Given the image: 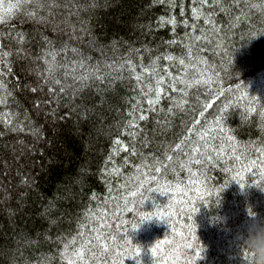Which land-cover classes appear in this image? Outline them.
Listing matches in <instances>:
<instances>
[{"label": "trees", "instance_id": "1", "mask_svg": "<svg viewBox=\"0 0 264 264\" xmlns=\"http://www.w3.org/2000/svg\"><path fill=\"white\" fill-rule=\"evenodd\" d=\"M249 210L264 0H20L0 22V264H244Z\"/></svg>", "mask_w": 264, "mask_h": 264}, {"label": "clouds", "instance_id": "2", "mask_svg": "<svg viewBox=\"0 0 264 264\" xmlns=\"http://www.w3.org/2000/svg\"><path fill=\"white\" fill-rule=\"evenodd\" d=\"M248 215L250 220L239 236L240 249L246 254L244 264H264V218H258L255 213Z\"/></svg>", "mask_w": 264, "mask_h": 264}, {"label": "snow or ice", "instance_id": "3", "mask_svg": "<svg viewBox=\"0 0 264 264\" xmlns=\"http://www.w3.org/2000/svg\"><path fill=\"white\" fill-rule=\"evenodd\" d=\"M204 2L207 3V2H209V0H204ZM19 3H20V0H17L16 3H6L5 0H0V9H2V13H0V22H4L12 14L13 9H16L19 7ZM197 18H199V14H197ZM171 23L174 24L175 20H172ZM3 55L7 56L8 53L4 52ZM181 63H183V61H181ZM159 95H160V93L157 92L158 97H159ZM140 119L143 120V119H145V117L141 116ZM117 143H119V142L117 141ZM157 170H159V169H157ZM249 214L250 215L253 214L251 212V210H249ZM152 218H153L152 216H146L144 219L146 221H150V220H152ZM240 254H241L242 260L244 261V257L246 254L243 252L242 249L240 250ZM137 255H139V253H137Z\"/></svg>", "mask_w": 264, "mask_h": 264}]
</instances>
